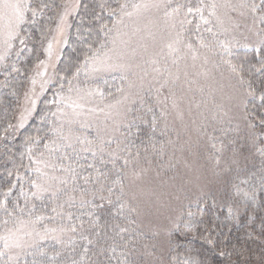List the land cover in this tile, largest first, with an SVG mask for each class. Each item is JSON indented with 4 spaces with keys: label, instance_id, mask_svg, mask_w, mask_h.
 I'll return each instance as SVG.
<instances>
[{
    "label": "rangeland",
    "instance_id": "rangeland-1",
    "mask_svg": "<svg viewBox=\"0 0 264 264\" xmlns=\"http://www.w3.org/2000/svg\"><path fill=\"white\" fill-rule=\"evenodd\" d=\"M80 1L64 0L11 129L16 132L27 124L40 99L48 97L61 135L71 137L72 145L88 152L90 160L107 157L115 169L121 166L118 186L140 241L131 253L141 264H165L170 237L189 232L196 206L223 205L237 215L264 179L245 113L250 95L224 63L230 55L220 47L230 44V53L264 48L260 12L249 10L262 0H120L106 48L87 65L82 78L63 86L56 66ZM212 3L218 7L216 16L209 17L207 6ZM243 3L249 7L241 8ZM121 4L131 16L121 15ZM133 4L147 7L133 9ZM196 8L203 10L209 24L201 22ZM7 23L0 21V70L18 41L17 36L8 42L10 47L5 43ZM208 27L212 33L205 30ZM201 39L209 47H199ZM170 44L176 51L170 52ZM105 60L124 67L105 68ZM100 81H107L114 93L96 94L102 91ZM134 138L143 139L139 149L129 147ZM57 235L63 242L64 233L58 230ZM15 253L14 259L19 250Z\"/></svg>",
    "mask_w": 264,
    "mask_h": 264
},
{
    "label": "trees",
    "instance_id": "trees-1",
    "mask_svg": "<svg viewBox=\"0 0 264 264\" xmlns=\"http://www.w3.org/2000/svg\"><path fill=\"white\" fill-rule=\"evenodd\" d=\"M63 3L64 0H30L18 41L0 70V200L14 212L9 217L0 209V235L20 227L18 220L28 222L36 216L44 217L35 225L28 223L23 227L19 233L21 246L5 248L4 241L0 240V264H73V261L76 264H141V259L131 253V248L137 247L140 241L131 226L130 207L120 186L114 183L122 178L121 166L117 164L115 169V162L105 160L107 157L90 160L89 153L78 146L65 147L67 141L61 139L60 131L55 129L46 96L40 99L27 124L16 132L11 129L29 75L43 55L44 44ZM119 3L120 0L80 1L56 66L58 81L63 86L82 78L87 65L104 51ZM229 60L242 68L245 88L254 93L249 96L245 113L252 124L253 153L264 166V101L261 100L264 71H257L264 61V48L260 51L238 48ZM102 81L99 84L103 96L114 93L109 83ZM141 140L132 139L129 147L139 149ZM45 144L49 146L47 149ZM151 144L147 148L152 147ZM56 148L59 152L52 151ZM50 154L55 162L76 168L79 176L73 180L70 174L57 171L54 174L68 178L69 184L54 183L52 190L58 187L63 193L66 189L67 194L58 199L48 194L42 199L33 198L30 181L36 179L38 173L32 160L48 159ZM61 155H67L68 159L57 160ZM89 164L93 167H88ZM44 171L53 174L50 168ZM81 177H89L88 182ZM12 184L15 187H11ZM9 188L10 195L5 197L4 192ZM109 188L113 189L111 193ZM255 193L237 215L228 212L223 205L196 206L194 219L187 227L189 232L170 237L165 264H264V179ZM69 195L74 198L71 204L66 202ZM121 204L125 208L117 212ZM73 226L76 231L63 232V242L59 240L57 231ZM46 227L57 231L49 235L44 232ZM121 229L127 230L121 232ZM76 237L82 240L75 241ZM88 240L92 243L88 244ZM56 248L59 253L55 252ZM44 249L47 252L41 254ZM18 250L19 255L14 259L12 256Z\"/></svg>",
    "mask_w": 264,
    "mask_h": 264
},
{
    "label": "snow or ice",
    "instance_id": "snow-or-ice-1",
    "mask_svg": "<svg viewBox=\"0 0 264 264\" xmlns=\"http://www.w3.org/2000/svg\"><path fill=\"white\" fill-rule=\"evenodd\" d=\"M29 7H30V5L27 4L25 2V0H0V21H4L6 19L8 22L6 25L7 39H6L5 43L8 44L9 47H10V44L8 42L17 38V36H18L17 28L24 21V13L29 9ZM132 7H133V9H139L141 7H147V5L133 4ZM217 7H218V5L215 3H212V4L207 6L209 17L216 16ZM240 7L246 8L249 6L246 3H243L240 5ZM126 8H127L126 4L120 5L121 15L122 16L123 15L131 16L132 15L131 12L125 11ZM249 10L253 14H255L256 12L259 11L260 12L259 19L261 21V24H264V0H262L261 5H259V6L255 5V4L251 5ZM173 11L178 12L179 7L176 9H173ZM192 11H193L192 8L188 9L189 13H191ZM195 11L198 13H201L200 20L203 24L207 25L210 23V20L206 19L203 16V10L201 8H196ZM33 15H35L34 11H33ZM168 15H171V13H168ZM189 23H190V21H189ZM104 27H106V25ZM199 27H200V24H197V29H199ZM205 30L210 32V33H212V31H213L211 27H208ZM261 32H264V28L261 29ZM20 42L23 43V40H21ZM261 46H264V40H261ZM101 47H103V45H101ZM168 47L170 49V52L176 51V49L173 48V46L171 44ZM188 47H189V49L192 48L191 45H189ZM199 47L204 48V47H209V45L205 44L204 40L201 39ZM220 47L224 48L225 54L231 55L230 50H229L230 44L226 45L224 43H221ZM257 51H260V47L257 48ZM0 59H2V57H0ZM192 59L193 60L197 59V53L195 50L192 51ZM173 62L175 63V61H173ZM101 63L103 64V66L105 68H117V67L123 68L124 67L123 65L109 63L107 60L102 61ZM224 63L229 65V68H230L232 73H235L238 77H240V83L243 84L244 80H243V76H242V68L236 64H233L230 60H224ZM95 70H98V69H95ZM77 71L79 72V69ZM156 71H159V69H156ZM257 71H264V61L261 62L260 67L257 68ZM96 94L103 97V93L100 92L99 90H96ZM89 95H91V93H89ZM249 95H254V93L250 91ZM261 100L264 101V94L261 95ZM61 139L67 141V143L65 144V147H73V145L71 143V137H66V136L61 135ZM76 140L81 144L84 143V141L80 140L79 137H77ZM88 143H91V142L89 141ZM44 147L47 149L49 146H48V144H45ZM52 151L53 152H59V148H56ZM29 153H31V149H29ZM112 155H113V158L115 159V153H113ZM41 156H43V154H41ZM92 156L93 157L96 156L95 151H92ZM29 159H31V155L29 156ZM56 159L63 161L65 159H68V157H67V155H61L60 157H57ZM32 163L37 165L35 171L38 173L37 178L30 181L31 188L34 189V191L32 192V197L36 198V199H42V198H44V196L46 194L50 195L53 199H58L62 194H65V195L67 194L66 189L64 190L63 193L61 192V190L58 187L55 190H52L54 187V183L58 184V185H65V186L69 184L68 178L59 177V176L54 174L57 171L70 174L71 177L73 178V180H75V178L79 176V173L77 172L76 168L72 167L71 165L65 166L62 163L55 162L53 160L51 154H50L48 159H42L41 158V159H37V160H32ZM125 163H127V160H125ZM88 167L91 168V167H93V165L89 164ZM49 168L52 169L53 174H51V175L48 172L44 171V169H49ZM9 175H11V173H9ZM81 178H83L85 180V182H88V180H89V177H81ZM114 183L120 184L121 181L118 179L117 181H114ZM11 187H15V184H12ZM73 191H75V188H73ZM108 191H109V193H111L113 191V189L109 188ZM10 192H11V188H9L8 191L4 192V196L5 197L9 196ZM121 192H123L122 187H121ZM73 200H74V198L69 195L68 200L66 202L71 204L73 202ZM82 203H83V201H82ZM60 207L62 208L63 205H60ZM124 208H125V205L121 204L120 208L117 210V212H122V210ZM0 209H3V211L6 212L9 217H12L14 215V212L9 211L8 208L6 207L5 201L0 200ZM53 211H56V208H53ZM69 218H71V216ZM43 219H44L43 216H36L35 220L28 221V222H26L24 220H18L20 227L15 228V230L9 229L7 235H0V240L4 241L5 248L19 247V246H21V239H22V237L19 235V233L22 231L23 227H25L28 223L35 225L36 223L41 222ZM4 223L7 224L8 221L5 220ZM68 230L75 232L76 228L73 226L70 229H64V228L59 229L60 232H65ZM126 230L127 229H121L120 231L124 232ZM56 231H57V229H55V228L49 229L46 227L44 229L45 233L56 232ZM37 234H39V233H37ZM28 235H31V233H28ZM91 243H92V241L88 240V244H91ZM84 251H85V253H87L88 248L85 247ZM113 251H114V249H113ZM0 254H2V253H0ZM10 259H11V257H10ZM73 264H76V262L73 261Z\"/></svg>",
    "mask_w": 264,
    "mask_h": 264
}]
</instances>
